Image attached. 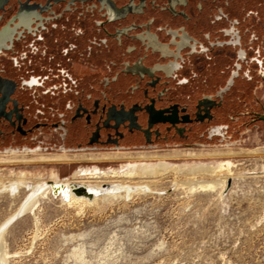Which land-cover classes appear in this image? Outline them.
Here are the masks:
<instances>
[{"label": "flooded vegetation", "instance_id": "af4514ba", "mask_svg": "<svg viewBox=\"0 0 264 264\" xmlns=\"http://www.w3.org/2000/svg\"><path fill=\"white\" fill-rule=\"evenodd\" d=\"M263 89L264 0H0V153L228 144Z\"/></svg>", "mask_w": 264, "mask_h": 264}, {"label": "rangeland", "instance_id": "374dc122", "mask_svg": "<svg viewBox=\"0 0 264 264\" xmlns=\"http://www.w3.org/2000/svg\"><path fill=\"white\" fill-rule=\"evenodd\" d=\"M240 136L212 146L118 151L130 153L133 160L128 162L141 160L143 152V160L162 159L174 165L233 163V174L239 177L231 178V194L176 186L184 178L169 173L154 181L157 191L128 199L68 206L57 197H44L33 211L15 217L6 227L8 264H264V125ZM187 152L196 155L189 157ZM41 154L60 152L36 148L0 156ZM128 162L8 163L0 164V175L41 172L50 184L46 173L53 170L59 183H74L76 178L118 170ZM138 182V178L130 181ZM27 183L33 184L30 179ZM28 190L0 195L1 224L26 200Z\"/></svg>", "mask_w": 264, "mask_h": 264}, {"label": "bare ground", "instance_id": "6f19581e", "mask_svg": "<svg viewBox=\"0 0 264 264\" xmlns=\"http://www.w3.org/2000/svg\"><path fill=\"white\" fill-rule=\"evenodd\" d=\"M183 151V150H182ZM232 150H228L231 152ZM26 152V151H25ZM179 152V151H178ZM8 153H17V151H9ZM143 152H139L141 160H133L130 153H102V154H51L36 156H0V164L8 163H58V162H81L85 160H113L126 159L127 164L122 165L118 170L104 172L101 175L92 173L86 178H76L73 184L83 185L88 191L93 192L92 198L85 195H75L71 189V183H59V176L56 171L46 173L51 182L47 184L44 175L41 172H8L4 177L0 175V195L9 196L16 195L21 189H28L26 200L10 215L4 223H0V264H8V254L4 243V233L6 227L15 217H19L27 212L33 211L39 200L44 197H57L64 205H92L99 199L104 201L114 198L128 199L133 195L150 193L157 191L154 187V181L157 178L164 177L169 173L175 176H182L184 179L175 183L176 186H186L192 190H215L220 195H224L226 191L227 180H233L239 176L233 174V163H214V162H182L181 164H171L166 160L159 159L157 161H148ZM183 153V152H182ZM189 157L196 154L187 152ZM233 153V152H232ZM177 155V154H176ZM182 155V154H179ZM138 157V156H137ZM135 160V159H134ZM31 172V171H30ZM45 174V173H44ZM238 174V173H237ZM240 175V174H239ZM134 178H138L140 182L130 183ZM32 180L33 184H28L27 180ZM232 181V179H231ZM109 182L110 184H102ZM102 184V185H101ZM132 184V185H131ZM106 186V187H104ZM234 192V186L227 189V193ZM8 196V197H9Z\"/></svg>", "mask_w": 264, "mask_h": 264}, {"label": "water", "instance_id": "95a60500", "mask_svg": "<svg viewBox=\"0 0 264 264\" xmlns=\"http://www.w3.org/2000/svg\"><path fill=\"white\" fill-rule=\"evenodd\" d=\"M71 184H72L71 189L75 195H81L82 194L88 198H92L93 192L88 191L83 185H75L73 183H71ZM230 186H231V179H228L227 184H226V191H227V189L230 188ZM104 187H106V186H104Z\"/></svg>", "mask_w": 264, "mask_h": 264}]
</instances>
